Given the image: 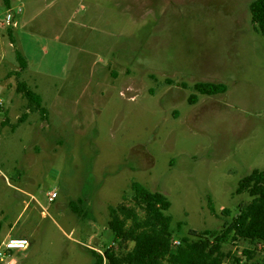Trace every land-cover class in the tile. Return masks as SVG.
<instances>
[{
  "label": "rangeland",
  "instance_id": "obj_1",
  "mask_svg": "<svg viewBox=\"0 0 264 264\" xmlns=\"http://www.w3.org/2000/svg\"><path fill=\"white\" fill-rule=\"evenodd\" d=\"M253 1L12 0L8 9L0 0V264L10 232L31 236L12 250L16 264L128 252L133 242H114L110 210L131 203L133 182L169 199L173 240L225 229L251 200L237 193L240 179L264 171ZM16 51L28 62L19 75ZM204 81L227 92L191 104ZM222 250L223 264H264V243L230 235Z\"/></svg>",
  "mask_w": 264,
  "mask_h": 264
},
{
  "label": "trees",
  "instance_id": "obj_2",
  "mask_svg": "<svg viewBox=\"0 0 264 264\" xmlns=\"http://www.w3.org/2000/svg\"><path fill=\"white\" fill-rule=\"evenodd\" d=\"M2 1L10 9L11 0ZM249 11L254 29L264 41V0H254ZM15 57L20 66L19 75L27 69L28 62L20 51H16ZM18 88L32 111H44L41 98L25 83L20 82ZM193 88L195 94L188 99L191 104L197 102L198 95H219L228 89L225 83L208 81L196 83ZM131 189V203H119L110 210V227L114 242L128 240L134 246L125 253H117L112 247L103 252L92 251L93 264H105V261L108 264H223L226 255L222 243L230 235L251 243H264V171L254 169L240 179L237 193L247 192L251 200L238 208L237 215L224 226L222 232L195 234L190 231L189 235L195 239L183 237L179 246L172 244V217L167 213L171 207L169 199L163 193L151 191L137 182L131 184ZM209 208L215 213L211 202ZM247 253L249 256L252 254Z\"/></svg>",
  "mask_w": 264,
  "mask_h": 264
},
{
  "label": "built area",
  "instance_id": "obj_3",
  "mask_svg": "<svg viewBox=\"0 0 264 264\" xmlns=\"http://www.w3.org/2000/svg\"><path fill=\"white\" fill-rule=\"evenodd\" d=\"M12 18V14H8L6 16V22L9 23ZM2 105V102L0 101V106ZM46 197L49 200V202H52L57 197V188L55 186H52L48 192L46 193ZM31 241V236L26 233H16V232H10L7 236L6 240L2 243V255L3 256H9V259L7 261H2L4 264H16L12 256V250L15 249H26L29 246V243ZM180 241L173 240L172 244L173 246H179Z\"/></svg>",
  "mask_w": 264,
  "mask_h": 264
},
{
  "label": "crops",
  "instance_id": "obj_4",
  "mask_svg": "<svg viewBox=\"0 0 264 264\" xmlns=\"http://www.w3.org/2000/svg\"><path fill=\"white\" fill-rule=\"evenodd\" d=\"M11 1H12V0H11ZM26 1H31V0H26ZM30 5H31V4H28V6H27V5L25 4V10H26V11H25V14H24V15H25L27 18H30L31 20H32V19H36L38 16L36 17V15H35V10H31V11H30V8H29ZM13 17H14V15H13ZM15 22H16V21H15Z\"/></svg>",
  "mask_w": 264,
  "mask_h": 264
}]
</instances>
